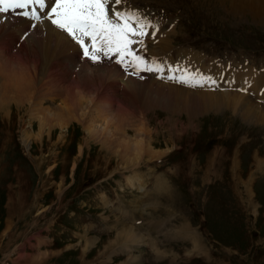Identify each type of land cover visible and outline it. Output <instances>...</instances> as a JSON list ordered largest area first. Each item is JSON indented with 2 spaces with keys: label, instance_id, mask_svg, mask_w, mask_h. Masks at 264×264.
Segmentation results:
<instances>
[{
  "label": "rangeland",
  "instance_id": "rangeland-1",
  "mask_svg": "<svg viewBox=\"0 0 264 264\" xmlns=\"http://www.w3.org/2000/svg\"><path fill=\"white\" fill-rule=\"evenodd\" d=\"M118 7L138 11L158 27L148 28L144 53L151 62L148 52L167 42L164 79L134 75L144 90L126 100L125 79L111 86L106 73L104 85L89 84L97 110L87 120L119 121L122 131L111 137L89 136L78 123L70 130L55 123L38 138L43 114L36 116L31 104L12 108L6 119L0 108V264H264V93L258 95L264 75L249 88L252 68L233 72L228 62L209 58L241 60L234 56L249 49L264 54V0H126ZM18 16L10 15L15 21ZM3 27L0 55L25 59L17 50L30 26L25 34ZM180 57L202 61L201 68L222 66L245 80L251 93L240 92L242 83L232 77L217 82L227 78L223 71L214 75L217 85L189 90L177 83L189 100L162 108L163 87L176 83L167 79V65L179 66ZM84 63L98 78L102 64L76 56L66 73H53L55 80L62 73L61 80L73 82ZM203 89L212 95L227 90L225 97L239 102L214 110L202 106L203 98L190 100ZM64 97L42 101L57 113L66 108ZM131 143L143 144L141 150L132 151Z\"/></svg>",
  "mask_w": 264,
  "mask_h": 264
},
{
  "label": "bare ground",
  "instance_id": "bare-ground-1",
  "mask_svg": "<svg viewBox=\"0 0 264 264\" xmlns=\"http://www.w3.org/2000/svg\"><path fill=\"white\" fill-rule=\"evenodd\" d=\"M19 17L20 16H18L17 19L15 18L16 19L15 21L12 19L13 17L12 18L10 17V15L0 14V31L2 30L1 28L3 26L6 28L7 26L13 25V29H11L12 32L14 31V29H21L20 31L17 30L20 32L19 34H23V33L25 34L27 30H29V21L27 22L25 20L26 21L25 22L23 21V19L21 18L19 19ZM4 31H8V30H4ZM28 32L29 33H26V35H24V38L22 39L23 41H21L19 49L17 50V54L18 53L24 54L25 59H23V55H22V57L18 59L11 58L12 60L11 59L9 60L7 58L6 60H4L3 57H5L6 55H0V108L6 111V114H5L6 116H4V118L6 119L9 117V115L11 114L12 108L19 111L24 107V104L25 106H27L28 104H31L32 106H30V108H33L32 111L34 112L36 111L37 113L36 116H38L39 114H43V118L39 120L40 132L37 136L38 138L41 137L42 131L46 129L45 126L48 127L47 133H51V131L55 129V123H58V125L56 126L57 128L58 127L64 128V129L67 128L68 130H70V128L72 127V124L78 123L82 125V127H84L88 131L89 136H92V137H95V136L111 137L110 135H112L114 132L122 131L120 129L121 127L119 126V121L114 123L115 126H113L114 124L112 125V123L108 121L111 117V116L109 117V114H110L109 112L105 114L106 117H109L108 120L102 122L101 125L94 124L93 120H87V118H89L88 117L89 114L92 113L94 110H97L96 109L97 107L95 108L96 106L95 102L97 101L94 98L95 93L93 91H90L88 86L90 83H99L101 85L102 84L104 85L105 83H103L104 81L102 78L106 73H108L107 77H111V80L114 81V84H112L111 86H116L117 84L115 83H119V81H121L122 79H125L123 80L121 87L125 88V91L124 90L123 91H124V98L126 100L128 99V97H130V94L136 93L137 95L142 92V89L144 90V88L141 87L142 85H140L139 87L135 85V80H134L135 76L127 74V73H123L122 70L119 69V66H117L114 63V61H112L109 63L102 64L103 68L101 71H97L99 77L96 78L97 76H95L96 79L91 78L93 76L92 71L90 70L89 66H87V64L84 63V66L82 67L81 65H79V67L76 66L79 69L82 68L84 71L80 69L81 74H79L78 77H76L73 82L67 83V80L65 78L61 80L62 73H60L59 77H57V80H55V76L53 73L57 71H64V73H66L65 72L66 69L74 65V59H76V56L82 57L81 52L80 51L76 52L74 50L76 47L74 43L73 44L70 43L71 41L63 33L56 30L53 26L47 23V21H45L42 25H40L38 30L32 29V32L30 31ZM36 34H40L39 39L37 37L38 35ZM19 37H21V35H19ZM16 41H17V38L14 37L11 40V42L8 44V46H11V44L12 43L14 44ZM2 46H0L1 54H2V48H3ZM170 49L171 48H169V46L167 45V42H163L157 46V49H154V51L150 53L148 52V54H150L152 58L155 56V58L159 59L162 65H165L164 57L171 54ZM140 52L143 55H145L146 53L143 48H140ZM31 56L32 58H30ZM178 60L180 61L179 62L180 64L177 63L179 66L187 67L191 70L198 69L201 73L211 76L213 80L215 78L214 75H219L224 71L226 73L223 75H226L227 78L219 79L220 77L218 76L216 77L218 80L217 82H223L221 80L230 81V77H232L233 82H236L238 84L241 82L243 88H245V80L243 79L241 80L239 79L240 77L237 78L233 74H228L227 70H225L222 66L220 69H218V68H213L214 66H210L209 64L201 68V65L203 62L199 60L195 61L193 60V57L190 60L181 59L180 57V59ZM182 62L183 64H181ZM170 65H174V64H170ZM170 65H167V67ZM71 70L73 71V68ZM71 70H70V74H71ZM80 72L78 71V73ZM96 74L97 73H95V75ZM166 74L168 76L172 73H169L166 69ZM39 75L42 77H40ZM67 75L65 74L66 77ZM176 75H179V73H176ZM49 83L52 85L51 88L47 86L49 85ZM136 83H138V81H136ZM226 83H228V81ZM167 85H168L167 87L165 88L163 87V94H165L164 96L166 97H165V100L162 101V105H161L162 108H167L169 106H175L176 104L189 100V98L183 92V89L181 87L182 85L177 84V83H168ZM213 85L214 84H212V86ZM119 87H120V83H119ZM105 89H107V87ZM126 89L130 91L128 92ZM188 89L193 90L192 87H189ZM111 90L113 91L112 93L117 92L116 89H111ZM203 91L204 92L199 93V94L198 92H194V94L190 97V100H197L199 98H203L204 102L201 103L202 106L207 107L209 109H214V110L218 109L219 105H223L226 108H235L234 104H237V102H239V101H234L233 103L232 100L229 101L228 97L227 96L225 97L224 95L225 93L227 94V90L225 91L222 90L224 91V93L221 92L216 95H212L211 92H205V89H203ZM240 92L244 93L241 90ZM62 94L65 96L63 99V104H65L66 108L58 109L59 112L57 113L50 112L49 107L45 106V102H43L42 99L43 100L44 98L46 99L47 96H55V97L61 96L62 97ZM246 104L248 103H245V105ZM253 107L257 109L256 104L251 105L249 109H253ZM241 110L249 114L245 108H242ZM250 111L252 113L254 112L253 110H250ZM255 111L258 112L260 110L258 109ZM99 113L101 115V112H98V114ZM63 114H65L67 118L62 119ZM101 116L103 117V115ZM70 122H71V125H69ZM110 127L113 129H110ZM22 132H23V136L26 139L30 138L29 129L24 128ZM142 145L143 144L141 143L140 144L131 143L130 149L132 151L133 150L136 151L137 153L141 150ZM78 151L82 152L81 146L78 147ZM153 159L155 158H151V160ZM53 167L54 166H51L50 169L52 170Z\"/></svg>",
  "mask_w": 264,
  "mask_h": 264
},
{
  "label": "snow or ice",
  "instance_id": "snow-or-ice-1",
  "mask_svg": "<svg viewBox=\"0 0 264 264\" xmlns=\"http://www.w3.org/2000/svg\"><path fill=\"white\" fill-rule=\"evenodd\" d=\"M124 3L126 0H0V14L14 12L27 18L34 30L47 21L76 44L81 56L93 64L114 61L126 73L132 69L130 74L141 79V73H154L164 79L165 67L159 59L153 57L149 62L140 52L141 47L147 51L144 40L150 35L147 29L156 27L158 31V27L138 11L121 10L118 6ZM167 71L172 73L167 76L169 81L189 87L216 83L198 69L170 65ZM261 91L264 93V89Z\"/></svg>",
  "mask_w": 264,
  "mask_h": 264
}]
</instances>
